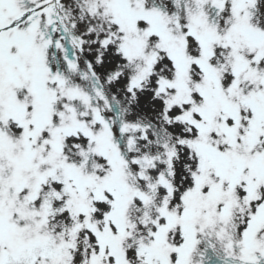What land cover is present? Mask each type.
<instances>
[{
    "label": "snow or ice",
    "instance_id": "obj_1",
    "mask_svg": "<svg viewBox=\"0 0 264 264\" xmlns=\"http://www.w3.org/2000/svg\"><path fill=\"white\" fill-rule=\"evenodd\" d=\"M0 264H264V0H0Z\"/></svg>",
    "mask_w": 264,
    "mask_h": 264
}]
</instances>
